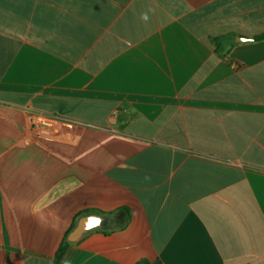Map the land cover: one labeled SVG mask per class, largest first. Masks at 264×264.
<instances>
[{"label": "crops", "instance_id": "1", "mask_svg": "<svg viewBox=\"0 0 264 264\" xmlns=\"http://www.w3.org/2000/svg\"><path fill=\"white\" fill-rule=\"evenodd\" d=\"M263 33L264 0H0V264L88 215L60 264H264Z\"/></svg>", "mask_w": 264, "mask_h": 264}, {"label": "trees", "instance_id": "2", "mask_svg": "<svg viewBox=\"0 0 264 264\" xmlns=\"http://www.w3.org/2000/svg\"><path fill=\"white\" fill-rule=\"evenodd\" d=\"M234 39H235V35L230 34V35H226V36L211 38V42L216 47V52L218 55L227 56L229 54V52L232 50V48L236 45ZM254 40L255 41H263L264 40V33L261 35L255 36ZM68 235H69V233L63 239V241H62V243H61V245H60V247H59V249L55 255L53 264H60L62 259L65 256L68 248L70 247L71 243L68 241ZM138 264H162V263L159 261H156L155 263H150L147 261H141Z\"/></svg>", "mask_w": 264, "mask_h": 264}, {"label": "water", "instance_id": "3", "mask_svg": "<svg viewBox=\"0 0 264 264\" xmlns=\"http://www.w3.org/2000/svg\"><path fill=\"white\" fill-rule=\"evenodd\" d=\"M248 41H251V39L246 38V37H236L235 38V42H237V43L248 42ZM96 218L102 219V223L99 226H97L95 223H93V221H95ZM104 223H105V219L99 215L84 216L78 221L76 227L68 235V241L71 243L77 242L79 239H81L83 237L84 234H86L87 232H89L91 230L102 227L104 225Z\"/></svg>", "mask_w": 264, "mask_h": 264}, {"label": "built area", "instance_id": "4", "mask_svg": "<svg viewBox=\"0 0 264 264\" xmlns=\"http://www.w3.org/2000/svg\"><path fill=\"white\" fill-rule=\"evenodd\" d=\"M60 122L57 117L46 116V115H35L34 116V127L36 131H42L46 129H56V125Z\"/></svg>", "mask_w": 264, "mask_h": 264}, {"label": "clouds", "instance_id": "5", "mask_svg": "<svg viewBox=\"0 0 264 264\" xmlns=\"http://www.w3.org/2000/svg\"><path fill=\"white\" fill-rule=\"evenodd\" d=\"M141 19H142L143 21L147 22L148 19H149V15H148V13H147V12L142 13V14H141ZM101 223H102V219H101V218H96V220H95V224H96L97 226H99Z\"/></svg>", "mask_w": 264, "mask_h": 264}, {"label": "snow or ice", "instance_id": "6", "mask_svg": "<svg viewBox=\"0 0 264 264\" xmlns=\"http://www.w3.org/2000/svg\"><path fill=\"white\" fill-rule=\"evenodd\" d=\"M93 223H95V221H93Z\"/></svg>", "mask_w": 264, "mask_h": 264}]
</instances>
